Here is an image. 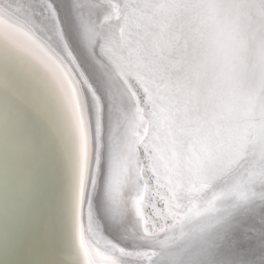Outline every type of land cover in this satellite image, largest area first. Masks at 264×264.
<instances>
[{
  "label": "snow or ice",
  "instance_id": "obj_1",
  "mask_svg": "<svg viewBox=\"0 0 264 264\" xmlns=\"http://www.w3.org/2000/svg\"><path fill=\"white\" fill-rule=\"evenodd\" d=\"M14 14L38 21L69 54L83 49L94 68L85 95L71 89L60 143H38L0 247L30 249L24 264H73L81 251L94 264L85 234L104 230L120 245H111L120 259L103 257L109 264H264V0H0V49L18 63L20 29L5 19ZM133 27L126 59L117 47ZM141 145L154 173L164 161L173 202L197 186L229 190L250 169L255 194L196 227L185 213L182 239L177 224L149 230L131 195L142 172H126L119 203L112 194L118 162L138 167ZM166 204L164 219L179 223L180 205Z\"/></svg>",
  "mask_w": 264,
  "mask_h": 264
},
{
  "label": "water",
  "instance_id": "obj_2",
  "mask_svg": "<svg viewBox=\"0 0 264 264\" xmlns=\"http://www.w3.org/2000/svg\"><path fill=\"white\" fill-rule=\"evenodd\" d=\"M10 2H14V0H2L4 6H7ZM13 17H19V19L23 21V24H15V26L20 29L25 37L23 35L22 37L20 34L21 37H15V39L19 42V45H22V48L25 49L26 54L36 58L41 64L48 67L50 66L46 62L45 55H48L53 59L55 65L53 63L51 65H53V71L56 72L55 76H61L63 79L62 83H66L65 89L60 91L64 94L65 98L68 99L70 97L71 89L73 87H75L82 96L85 95L88 92L89 86L92 84V80L89 79V76L92 74L94 68L88 59V54L80 48H74L71 54H69L67 46L61 44L55 34L48 32L38 21H26L23 14H15ZM110 23L115 24L116 21H111ZM135 32L136 29L134 27L127 29L125 36L129 39V44L124 47H117L119 55L126 59L129 58L130 49L135 48L136 46L135 42L137 37ZM129 33H132V35L129 36ZM27 39L31 40V43L34 42L35 45L30 46L31 44ZM117 44H119V42H117ZM39 48L45 55L39 51ZM104 60L109 63V65L111 64L107 52L104 54ZM50 69L52 71V68ZM48 82L51 83V86L54 88L53 83L50 80H48ZM58 83L62 89V84L60 82ZM23 94L26 96L28 95L27 92ZM140 107L143 108L145 112L150 111L151 108L150 105H145L143 97H141ZM157 143L160 146L161 155L164 157V161H166L169 153L166 150L163 139L157 141ZM11 146L12 145L6 139H0V166L5 159L1 153H5V150L7 151ZM139 158L140 163L138 167L133 163L128 169H124L122 162H118L116 166L118 174L115 175L113 179L112 194L119 203L121 192L124 191L125 194H127L128 191L125 184L126 172H130L132 178H135L138 172H142V179L139 181V187L132 190L131 193L135 205L133 210H138L137 214L143 217L141 221L142 225L144 221H147L146 226L149 230H152L154 225L159 227L161 224H177V230L175 232L177 239H182L184 235V232L181 229L185 219V213L191 217V225L196 227L206 218L217 215L220 210L227 208L233 203L247 202L255 194L248 182V177L253 175L254 172V170L250 169L247 176L242 175L229 190H226L223 185L215 188H204L202 190H199V186H197V191H194L191 195L184 192L178 201L173 202L171 200V192L169 191L165 179L166 169L163 166L164 161L161 162V166L158 168L157 172L154 173L151 167H148L150 161L146 159L143 145L140 146ZM158 176L160 177L159 181L157 179ZM0 184L5 189L4 179H0ZM4 189L0 190L1 217H3L2 215L6 214L7 209H9L5 202L6 200L4 199ZM166 200L169 204L178 203L180 205L178 209L173 208V211H178L180 213V216L177 218L179 223H177V220H174L170 215L164 219L169 211ZM85 226L87 227L86 223ZM86 235L87 237L85 236V238L88 239L87 244L89 242L88 245L89 248H91L90 257L94 264H109V261L103 259V257L120 259L119 255L115 253L111 247L112 244H117V246L120 245L108 232L100 230L95 235L89 232H86ZM248 248L251 250L250 254L254 252L255 255L258 256L259 249L257 242L252 241L248 245ZM81 253L83 254L82 251ZM27 258L28 260L34 258L30 249L27 253Z\"/></svg>",
  "mask_w": 264,
  "mask_h": 264
},
{
  "label": "bare ground",
  "instance_id": "obj_3",
  "mask_svg": "<svg viewBox=\"0 0 264 264\" xmlns=\"http://www.w3.org/2000/svg\"><path fill=\"white\" fill-rule=\"evenodd\" d=\"M5 19L13 25L23 24L19 17L13 15ZM20 34L23 35L20 31L15 37H21ZM27 41L30 46L35 45L31 40ZM16 42L19 44L17 40ZM20 47L22 48V45ZM39 51L43 53L40 48ZM45 58L50 67L28 56L26 52L24 59L16 63L6 58L0 49V139H6L12 145L5 153H1L5 159L0 166V179L5 182V189L0 184V190L4 189V199L9 207L7 212L13 200L25 190L30 167L36 158L38 143L59 144L65 119L70 112L67 99L60 92L65 89L66 83H62L61 76H55L56 72L51 65L53 59L48 55H45ZM48 80L53 83L54 88ZM58 82L62 84V89ZM25 92L28 93L27 96L23 94ZM5 215L0 216V231L4 226ZM85 236L87 237L86 234ZM85 240L87 244L88 239ZM28 252V248L0 247V259H7L12 264H24L29 261ZM85 259L80 252L73 264H86Z\"/></svg>",
  "mask_w": 264,
  "mask_h": 264
}]
</instances>
